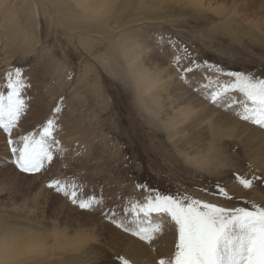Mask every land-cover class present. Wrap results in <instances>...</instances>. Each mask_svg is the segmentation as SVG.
<instances>
[{
  "label": "rangeland",
  "instance_id": "obj_1",
  "mask_svg": "<svg viewBox=\"0 0 264 264\" xmlns=\"http://www.w3.org/2000/svg\"><path fill=\"white\" fill-rule=\"evenodd\" d=\"M104 1L101 17L81 10L90 0H0V92L11 68L27 84V110L10 136L0 129V239L34 246L7 264H167L173 222L133 210L157 195L264 207V128L241 119L238 103L229 107L238 93L212 103L224 73L182 71L195 58L264 77V0ZM48 119L52 160L20 172L7 140L39 138ZM57 179L94 209L49 188ZM58 233L70 242H56Z\"/></svg>",
  "mask_w": 264,
  "mask_h": 264
},
{
  "label": "snow or ice",
  "instance_id": "obj_2",
  "mask_svg": "<svg viewBox=\"0 0 264 264\" xmlns=\"http://www.w3.org/2000/svg\"><path fill=\"white\" fill-rule=\"evenodd\" d=\"M183 50L188 52L187 48ZM173 59L179 65L180 60L175 56ZM201 68L213 71L217 76L224 73L228 78L227 82L210 92L213 104L227 101L232 93H238L243 99H231L229 107L238 103L243 108L241 119L250 120L264 128V77L246 71L225 73L223 68L197 63L195 58H191L188 67L182 71L186 77L188 73ZM5 80L7 92H0V129L10 136L27 110L23 95L27 84L18 67L9 69ZM55 111L58 113L61 109L57 107ZM53 133L54 121L48 119L38 134L39 138H36L37 134L25 135L20 137L19 144L10 138L7 140L14 157L13 163L20 172L39 173L45 168V162L52 160L50 148L57 143ZM240 183L244 188L253 187V181L248 178H242ZM48 187L69 197L72 204L80 209L91 211L95 207L92 199L78 201L76 192H69L68 185L58 179L52 180ZM218 187L219 194L225 199L235 198L223 186ZM133 210L145 218L155 214L173 222L174 230L178 232V242L175 244L174 258L167 264H264V207L255 203H252L251 210L247 207L226 209L188 196L179 200L172 196L157 195L145 204L134 205ZM124 230L138 235L142 240L150 239L144 228L125 227ZM159 230V226L154 229ZM119 259L121 264H131L128 259ZM159 264L166 262L161 259Z\"/></svg>",
  "mask_w": 264,
  "mask_h": 264
},
{
  "label": "bare ground",
  "instance_id": "obj_3",
  "mask_svg": "<svg viewBox=\"0 0 264 264\" xmlns=\"http://www.w3.org/2000/svg\"><path fill=\"white\" fill-rule=\"evenodd\" d=\"M3 1V0H2ZM136 2H138L137 0L136 1H134V2H132V3H130V4H128L127 6L129 7V6H131V5H133V3H136ZM107 5L108 3L106 2V1H104V0H99V1H96V0H90V3H89V6L88 7H86L84 10L83 9H81L83 12L84 11H86V12H93L94 13V16L95 15H101V17H102V13L103 12H101L100 11V6L101 5ZM142 81H143V77H141L140 78ZM153 87H148V90L147 91H150L151 89H152ZM59 235L58 236H56V238H55V240L56 239H58L59 238V241L60 240H64L65 241V239H68L69 237H68V235L66 234H63V235H61L60 233H58ZM58 237V238H57ZM15 239V238H14ZM13 239V240H14ZM72 239V238H71ZM8 239H0V264L3 262V263H6L7 264V262L9 261V259H11L12 257H15V256H17L18 255V253L20 252V254H25V253H29L30 252V249H32V248H34V246H33V241L31 240V242H28V243H31V245L30 244H28V243H21L22 244V248H18L17 247V244H14V243H11V242H8L7 241ZM69 240V239H68ZM68 240H66V241H68ZM72 240H74V241H77L78 242V237L76 238V239H72ZM71 240V241H72ZM85 239H83V241H84ZM10 241H12V240H10ZM65 241V242H66ZM80 241V240H79ZM44 242V241H43ZM43 242H37V245L38 246H46L45 245V243H43ZM56 242H57V240H56ZM69 242H70V240H69ZM76 242V243H77ZM20 243H19V245H21ZM72 244V243H71ZM78 244V243H77ZM81 244V243H80ZM36 245V244H35ZM70 245V244H69ZM170 245V244H169ZM167 249V248H166ZM19 254V255H20Z\"/></svg>",
  "mask_w": 264,
  "mask_h": 264
}]
</instances>
